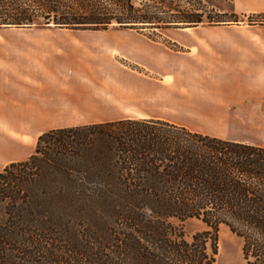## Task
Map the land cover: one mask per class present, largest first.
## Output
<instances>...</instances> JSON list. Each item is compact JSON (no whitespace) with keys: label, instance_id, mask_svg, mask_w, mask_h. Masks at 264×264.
Returning <instances> with one entry per match:
<instances>
[{"label":"trees","instance_id":"trees-1","mask_svg":"<svg viewBox=\"0 0 264 264\" xmlns=\"http://www.w3.org/2000/svg\"><path fill=\"white\" fill-rule=\"evenodd\" d=\"M163 2L0 0V28L205 22L204 9L164 18ZM188 219L211 230L190 241ZM221 226L243 240L245 264H264V145L127 118L44 132L0 171V264H216Z\"/></svg>","mask_w":264,"mask_h":264},{"label":"crops","instance_id":"crops-1","mask_svg":"<svg viewBox=\"0 0 264 264\" xmlns=\"http://www.w3.org/2000/svg\"><path fill=\"white\" fill-rule=\"evenodd\" d=\"M234 3L245 17L264 15V0ZM145 29L0 28V171L57 128L133 118L191 129L152 115L168 94L172 111L214 122L198 132L264 145V22L181 27L167 36L176 48Z\"/></svg>","mask_w":264,"mask_h":264},{"label":"rangeland","instance_id":"rangeland-1","mask_svg":"<svg viewBox=\"0 0 264 264\" xmlns=\"http://www.w3.org/2000/svg\"><path fill=\"white\" fill-rule=\"evenodd\" d=\"M170 4L175 8L174 10L169 8ZM161 6V16L164 18H169L172 15H179L180 10L182 12L183 10L190 9L191 11L204 9L206 10L204 16L205 22L201 25L208 24L207 20L209 16H212L214 20H221V22H216L214 24H231L239 20L250 24L264 22V15H250L245 17L243 14H240L235 7L234 0H172V3L169 0H164ZM178 28L181 27L171 26L165 29L148 27L145 30L150 38L166 41L167 45L176 48V46L168 40L167 36L174 34ZM171 98L172 96L168 94L164 99H160L159 102L151 103L149 107L162 110V112L152 115L177 117L187 126L191 127L192 130L203 132L211 131L214 122L208 119L205 114L172 111L173 106L169 101ZM123 108L128 109L127 106H123ZM123 115L137 117L147 114L124 112ZM236 125L235 123V130L237 131ZM234 138L238 139V136ZM182 226L186 239L190 241L197 232L211 230L205 223L197 219H188L182 223ZM242 247L243 240L233 234L226 226H221L218 233V255L216 264H245Z\"/></svg>","mask_w":264,"mask_h":264}]
</instances>
